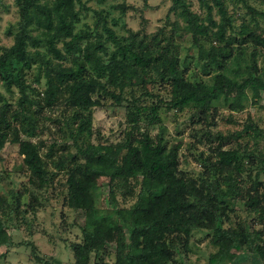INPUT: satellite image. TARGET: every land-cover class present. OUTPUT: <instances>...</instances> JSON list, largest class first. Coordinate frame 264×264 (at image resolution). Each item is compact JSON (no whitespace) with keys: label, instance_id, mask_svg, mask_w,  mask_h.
Segmentation results:
<instances>
[{"label":"trees","instance_id":"obj_1","mask_svg":"<svg viewBox=\"0 0 264 264\" xmlns=\"http://www.w3.org/2000/svg\"><path fill=\"white\" fill-rule=\"evenodd\" d=\"M14 1L18 18L11 44L0 50V81L6 89L14 85L18 96L12 110L9 104L0 105V148L4 143L21 147L26 155L22 165L27 183L35 189L51 179L47 164L53 171L64 173L62 203L82 218L80 240L70 245L74 264H104L97 257L110 243L112 264H172L177 246L183 255L187 254L193 232L204 234L215 249L207 256V264L231 260L239 251L255 254L263 261L261 229L246 231L239 223L215 226L216 218H227V201L237 196L243 199L247 212L264 220V181L253 179L243 192L234 185L241 171L238 152L221 148L232 136L213 135L215 162L209 175L216 178L207 183L177 169L176 146L166 147L159 137H137L131 129L136 128V113L141 109L138 99L150 97L146 86L152 83L166 87L168 99L162 102L166 109L189 108L200 122L213 123L218 100L230 110L240 109L243 89L260 81L251 77L256 69L254 51L242 68L245 76L240 81L234 77L242 56L239 47L245 43L264 47V37L240 25L235 34L224 39L221 48L210 46L204 50L195 32L198 28L191 25V42L196 46L197 58L204 61L201 71L206 73L205 67L210 65L216 70L207 84L181 75L170 35L160 39L150 35L141 40H136L134 34L117 36L100 18L97 22L102 33L74 31L78 21L74 5L79 0ZM177 1L172 0V5ZM223 22L229 23L225 17ZM229 61L235 68H228ZM13 64H19V69ZM33 64L37 71L34 80H43L40 92L22 80L24 71ZM250 91L255 96L258 89ZM260 91L264 97V88ZM104 98L115 106L126 102L132 109L128 113L131 131L122 141L108 143L97 133L95 141L90 140L91 109L100 106L99 100ZM56 105H61L63 111L60 120L50 119L54 132L62 141H70L68 147L73 152H68L67 146L56 148V141L42 152L40 142L19 137V131L29 136L37 131L41 111H50ZM150 111L154 112L155 106ZM257 159L258 171L264 174V155ZM99 178L106 179L107 209L97 206ZM118 191L121 200H132L129 206H116L114 195ZM3 231L0 222V233ZM90 255L96 260L89 262Z\"/></svg>","mask_w":264,"mask_h":264},{"label":"rangeland","instance_id":"obj_2","mask_svg":"<svg viewBox=\"0 0 264 264\" xmlns=\"http://www.w3.org/2000/svg\"><path fill=\"white\" fill-rule=\"evenodd\" d=\"M74 7L78 16L74 31L87 29L92 34L102 33L97 22L100 18L117 36L134 34L136 40H141L150 35L159 39L170 35L181 75L189 81L207 84L216 70L210 65L205 67L206 73L201 71L204 61L197 58L196 46L191 42V25L198 28L195 32L204 50L210 46L221 48L224 39L235 34L240 25L264 37V0H178L174 5L172 0H79ZM16 9L14 0H0V50L12 42L18 18ZM223 17L228 20V25L222 23ZM172 29L174 31L170 34ZM239 48L242 56L234 77L240 81L245 76L242 68L248 63L249 53L254 51L256 69L251 77L260 81L243 89L240 109L230 110L218 100L211 118L213 123L200 122L189 108L166 109L162 104L168 99L166 87L152 83L146 86L150 97L138 99L137 105L141 109L136 113V128L131 130L132 135L137 137L146 134L150 138L159 137L166 147L176 146L177 169L189 178L205 180L207 183L216 178L209 175L211 164L215 162L213 150L216 142L212 140L213 135L232 136L221 148L238 152L241 171L234 185L243 192L253 179L264 181V174L258 171L257 159L264 155V97L260 91L264 88V79H261L264 78V47L245 43ZM12 66L19 69V64ZM227 66L230 70L235 68L233 61H229ZM36 72L34 64L31 65L24 71L22 80L40 92L43 80H34ZM251 88L258 89L257 95H252ZM17 96L14 85L6 89L0 81V105L9 104L12 110ZM99 101L100 106L91 109L93 134L90 140L94 142L97 133L108 143L122 141L126 133L131 131L128 113L132 109L126 102L115 106L107 98ZM152 106H155L154 112L150 111ZM62 111L61 105H56L50 111L43 109L38 118L37 131L30 136L19 131V137L40 142L43 145L40 149L42 152L52 141H56V148L68 147L70 141H62L55 134L50 120H60ZM68 152H73V149L68 147ZM25 157L17 144L4 143L0 148V222L5 229L0 233V264H74L70 245L80 240L79 225L82 218L78 211L62 203L65 175L62 171H53L54 168L47 164L48 172H52L51 179L47 185L35 189L27 183V173L22 165ZM97 186V206L107 209L106 179L99 178ZM220 187L223 189L224 185ZM114 197L117 207H127L132 202L128 198L121 200L119 191ZM242 201L238 196L227 201V218H216L215 226L227 227L239 223L246 231L261 229L264 232V220L259 221L254 212H247ZM187 246L185 255L178 246L174 249L172 264H207V256L215 251L207 243V237L200 232L191 234ZM97 258L104 264H112V243ZM94 260L90 255L89 262ZM216 264H264V260L258 259L255 254L239 251L234 252L231 260L224 259Z\"/></svg>","mask_w":264,"mask_h":264}]
</instances>
